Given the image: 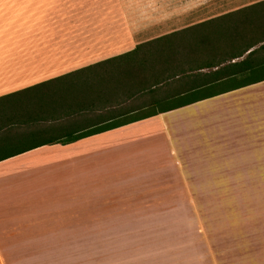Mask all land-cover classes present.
Returning <instances> with one entry per match:
<instances>
[{"label": "rangeland", "instance_id": "rangeland-1", "mask_svg": "<svg viewBox=\"0 0 264 264\" xmlns=\"http://www.w3.org/2000/svg\"><path fill=\"white\" fill-rule=\"evenodd\" d=\"M263 1L0 0V84L11 91ZM262 20L261 16L259 22ZM262 88L264 84L211 99L202 105V111H210L208 105H217L210 112L222 115L223 103L254 99L256 90ZM187 111L193 113L192 108ZM221 119L213 120L210 126V149L198 148L195 138L185 140L195 158V175H199L193 176L195 183L188 186L191 189H185L191 175L172 164L159 117L116 134L117 138L134 137L136 146L127 159L128 172L119 171L125 176H120L117 191L113 189L116 185L109 183L103 185L102 194L79 186L69 193L70 198L86 203L78 216H102L101 227L97 223L96 229L100 236L45 240L54 245L29 240L42 249L34 247L38 252L35 257L44 258L43 264H83L78 256L90 251L88 258L97 264H157L160 251L190 247L206 250L210 242L231 259L242 254L263 257L264 138H229V126L238 129V122ZM207 156L210 165L203 161ZM21 241L26 243L5 241L9 253L0 255L2 264L34 257L32 252L14 251V244ZM67 242L84 247L70 250ZM52 250L62 259L53 261L43 254Z\"/></svg>", "mask_w": 264, "mask_h": 264}, {"label": "trees", "instance_id": "trees-1", "mask_svg": "<svg viewBox=\"0 0 264 264\" xmlns=\"http://www.w3.org/2000/svg\"><path fill=\"white\" fill-rule=\"evenodd\" d=\"M261 82L264 1L0 97V161Z\"/></svg>", "mask_w": 264, "mask_h": 264}, {"label": "crops", "instance_id": "crops-1", "mask_svg": "<svg viewBox=\"0 0 264 264\" xmlns=\"http://www.w3.org/2000/svg\"><path fill=\"white\" fill-rule=\"evenodd\" d=\"M64 74L50 76L45 80ZM45 80L31 82L11 91H5V86L0 84V97ZM263 84L264 82L255 85ZM250 88L251 86L242 89ZM228 94L217 97L224 98ZM211 99L87 137L68 145H47L0 161V255L9 253V250L5 248L6 240H26V243L16 242L14 245L17 247L21 245V247L13 248L14 251L19 252V254H31L30 252H32L34 257L30 258L32 262L28 264H43L45 259L38 260L36 258L35 254L38 252L34 251V247L40 251L42 249L37 246L36 242L29 240H40L41 242L38 243L47 245L51 242L45 240L85 239L92 237V235L99 237L100 235L96 234L98 233L96 229L98 224L101 227L102 216H78L77 214H80L79 209L86 203L83 200L70 198L69 193L77 186L82 187V189L93 188L101 193L103 185L109 183L115 184L113 189L117 191L118 181L122 180L119 179L122 176L119 171L128 172L130 165L127 159L135 152L134 148H136V146L134 147V137L117 138V136L119 133L127 132L137 124L153 122L156 118H160L158 125L162 134H165L163 138L168 139V150L171 153L172 164L179 168L182 173L191 175V179L187 178L185 189H191L188 186L193 182L195 183L193 176H199L195 175V158L189 153L188 146L184 144L187 143L185 140L195 138L198 148L204 149L206 147L207 150L208 147L210 149V126L213 125L214 121L217 122L223 118L224 121L227 120L230 123L238 122V129L236 126H229V134H232L229 138H264V88L256 90L254 99L245 98L241 99L240 102L234 100L223 103L226 107H224L226 114L222 115L211 114L210 111H213L211 108H215L217 105H208L210 111L205 113L202 111V105ZM191 108L193 113L187 111ZM169 115H174L173 119H168ZM161 117L164 118L161 119ZM142 137L143 135L135 138ZM108 139L114 141H107ZM205 158L203 161L209 162L210 165V157ZM128 167L129 169L125 170ZM207 169L210 170V167ZM67 244L70 250L84 247L70 245L68 242ZM211 244L212 242H210V248L206 250L199 247L176 251L165 249L158 253L157 264H264V256L242 254L231 259L225 255L224 250L220 253V250ZM53 253L57 252L53 250L51 252L43 251V254L51 256L50 259L53 261L62 259L63 256ZM89 253L91 252L89 251L87 254ZM92 253L95 254L96 250H92ZM87 254L82 253V257L80 254L77 260L83 264L85 262L86 264H97L95 260L88 258ZM30 259L26 258L20 263L14 264H22V262ZM0 264H2L1 261Z\"/></svg>", "mask_w": 264, "mask_h": 264}]
</instances>
